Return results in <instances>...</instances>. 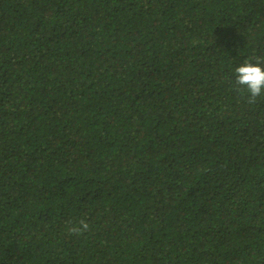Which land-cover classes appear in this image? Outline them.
I'll return each instance as SVG.
<instances>
[{"label": "trees", "instance_id": "1", "mask_svg": "<svg viewBox=\"0 0 264 264\" xmlns=\"http://www.w3.org/2000/svg\"><path fill=\"white\" fill-rule=\"evenodd\" d=\"M249 57L264 0H0V264H264Z\"/></svg>", "mask_w": 264, "mask_h": 264}, {"label": "clouds", "instance_id": "2", "mask_svg": "<svg viewBox=\"0 0 264 264\" xmlns=\"http://www.w3.org/2000/svg\"><path fill=\"white\" fill-rule=\"evenodd\" d=\"M231 72L234 85L249 99L264 96V60L256 57L243 59L232 67ZM88 228V223L80 220L79 223L72 224L68 231L80 234L86 232Z\"/></svg>", "mask_w": 264, "mask_h": 264}]
</instances>
